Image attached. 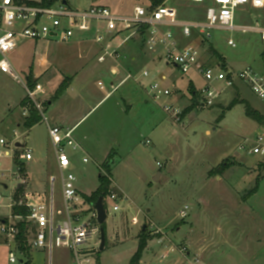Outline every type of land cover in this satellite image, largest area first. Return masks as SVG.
Returning a JSON list of instances; mask_svg holds the SVG:
<instances>
[{"label":"rangeland","instance_id":"rangeland-1","mask_svg":"<svg viewBox=\"0 0 264 264\" xmlns=\"http://www.w3.org/2000/svg\"><path fill=\"white\" fill-rule=\"evenodd\" d=\"M68 3L73 10L84 11L91 6H100L118 14L131 13L136 6H150V0H68ZM171 6L178 10L181 22H206L205 5L174 2ZM247 8L248 11H236V26H263L264 5ZM85 37L93 43L92 37L87 35H83L81 40ZM199 39L196 33L190 38L179 37L186 47L195 46ZM142 40L136 38L130 41V45L142 50L147 59L132 74L139 79L140 86L131 81L114 92L89 114L82 127L91 130L96 120L101 119L103 126L100 134L104 132L107 141H115V144L103 145H113L115 149L109 154L113 161V185L119 192L113 190L119 195L120 200L116 202L119 210L114 211L113 204L107 203L106 243L104 249L100 250L99 240L97 262L94 264H130L144 228L150 241L142 264H195V260L201 264L200 254L204 256L202 264H264V170L260 168L264 159L248 155L251 144L248 147L245 143L264 132V126L247 116L246 107L264 115V103L250 88L239 82L244 103H241L243 100L237 95L235 86L224 90L214 107H201V93L207 85L203 77L194 71L179 76L176 69L167 66L164 61L155 71L150 62L152 55L143 49ZM229 41H233L236 47H231ZM57 42L55 39L24 40L8 55L21 79L25 81L31 74L36 85L40 84L46 90L43 97L49 101H55L63 83H69V79L67 81L65 78L60 85L55 86V65L73 53L77 55L81 50L78 46ZM207 47L225 61L227 71L238 72L248 67L259 71V67L264 64V42L256 32L211 31V37L201 45L200 51L204 63L213 67L217 74L220 69L215 66L221 64L220 60L212 50L204 52ZM62 56L65 59H61ZM43 58L47 61V69L42 70L43 74L36 78L31 72L36 68L35 65L42 66ZM145 67L150 74L148 78L142 76ZM162 75L168 78L163 86L173 92L167 104L175 105L177 101L181 108L179 123L174 120L173 113L166 114L159 104L147 96L146 89ZM110 80H102L104 88H98L96 81L89 84L88 92L94 97L87 102L86 112L96 107L93 101L95 97L96 101H100L105 92H110ZM192 89L197 97L192 96ZM219 89H223V85ZM134 93L138 99L129 97ZM26 98L22 84L0 72V140L12 139L15 132L20 135V145L30 149L34 155L33 161L20 160L27 166L30 178H35V186L30 184L27 190L30 193L45 191L49 194L50 185L43 184V179L59 176L56 157L45 122L41 121L33 130L31 138H28L29 131L22 122V103ZM234 101H237V105L228 110ZM29 106L27 104L26 107ZM49 107L46 103L43 106L47 119L50 116ZM17 152L23 155V149ZM69 155L72 157L71 171L77 179L76 186L83 195H92L99 187L102 170H99L98 165L102 166L104 158H83L86 156L71 150ZM84 159L89 162L83 163ZM2 162L6 170L4 172L0 168V197L3 205L0 218H5L12 214L7 206L11 197H23L25 192H16L20 184L14 175L17 173L16 168L10 171L7 168L10 167L9 161ZM223 164H226V169L223 170V182L220 183L215 177ZM22 177L25 179L26 175ZM256 186V193L250 195ZM60 193L58 181V209L62 208ZM182 211L187 213L186 218L181 217ZM12 220L18 222L15 218ZM63 220L64 217L57 218L58 222ZM32 230L29 236L35 235L36 231L34 228ZM90 244L93 245L94 241ZM11 250L18 261L15 264H70L72 261L68 247L56 234L52 249L29 247L27 254H22L17 242L9 246L8 239L0 236V264H11Z\"/></svg>","mask_w":264,"mask_h":264},{"label":"built area","instance_id":"built-area-1","mask_svg":"<svg viewBox=\"0 0 264 264\" xmlns=\"http://www.w3.org/2000/svg\"><path fill=\"white\" fill-rule=\"evenodd\" d=\"M29 2L32 1L0 0V72L22 84L27 98L40 114L41 121L48 125L59 176L51 177L49 196L41 193H27L19 200L11 197L7 206L11 212L15 206H24L29 210L30 214L27 217L30 228L28 231L29 247L52 249L54 234H56L71 253L70 264H94L97 262L95 259L98 254L100 225L95 207L91 206L79 193L76 186L77 179L71 171L72 157L69 155V150L72 152L79 150V145L73 138V130L49 126L43 111L44 88L38 84L34 89H30L27 77L25 81L21 79L8 55L18 48L19 42L24 40L51 41L55 39L56 42L70 44L79 37L87 35L92 37V41L100 50L98 62L104 64L108 61H117L120 48L130 41L140 38L143 39V47L146 51L167 65L173 66L179 76L194 71L203 77L207 85L201 93V107H214L224 90L234 88L239 82L250 88L252 93L264 103V72L256 71L251 67L238 72L227 71L219 65L217 68L220 71L215 74L213 67L202 62L200 48L181 47L173 32V28L180 27L184 37L190 38L193 33H196L206 41L211 37V31L214 29L242 30L243 32L258 33L264 42V26L239 27L235 24L237 10L247 6L262 7L264 0H163L158 7L136 6L128 14H118L107 7L100 6H91L84 11L73 10L69 5L63 3L53 8L43 9L29 6ZM174 2L205 5L206 22L180 23L178 10L171 6ZM228 44L233 48L236 47L233 41H229ZM142 76L148 78L150 74L144 70ZM131 81L140 86L139 79L131 73H127L119 85L111 86V93L116 92L124 83ZM164 81H166V77L149 85L146 89L147 96L159 104L166 114L173 113L174 120L179 123L182 111L174 104H167V100L172 98L173 92L163 86ZM220 85H223L221 90L219 89ZM99 86L102 87L103 83H99ZM19 139L20 135L15 132L12 139L0 140V168L5 172V165L2 161H9L10 167L7 168L10 171H13L14 167L16 168L17 173L14 175L19 180V185L24 186L27 181L20 173L19 164H23L20 160L30 162L33 161L34 156L30 149L18 147ZM245 143L248 147L251 144L248 155L264 159V133L258 134L254 140H247ZM22 149L23 155L21 154L17 159L16 153ZM88 162V159H84V163ZM2 176L4 175L2 174ZM56 181H59L61 186V209H57L55 201ZM1 200L0 197V209L3 207ZM119 200V195L111 190L106 198V205L112 203L113 210L118 211L119 206L116 202ZM58 217H64L63 222H58ZM181 217L186 218L187 213L182 211ZM13 218L11 214L7 218V223L0 224V236L8 239L9 246L16 242V237L19 234L17 224L22 220L16 217L15 219L18 220L16 223L13 222ZM33 228L36 231L35 235L29 236L32 234ZM47 240L48 244H46ZM91 241H94L93 245L90 244ZM9 262L11 264L18 262L12 250L9 253ZM198 263L199 261L195 260V264Z\"/></svg>","mask_w":264,"mask_h":264},{"label":"crops","instance_id":"crops-1","mask_svg":"<svg viewBox=\"0 0 264 264\" xmlns=\"http://www.w3.org/2000/svg\"><path fill=\"white\" fill-rule=\"evenodd\" d=\"M38 2H40V1H38ZM250 7H252V6H250ZM248 9L249 8L245 7L243 9L241 8L240 10L248 11ZM178 17H179V12H178ZM235 18H236V16H235ZM179 22L184 23V22H181L180 20H179ZM259 26H261V25H259ZM173 32L175 34V38L177 39L179 45L181 47H186L179 40L180 35L183 36L182 29L180 27H176V28H173ZM81 38L82 37H79L78 39H76L72 43L68 44V45H75L76 47L78 46L81 49L80 51H78V54L75 55V53H73V55L68 56L67 59H65L62 56L61 59H65V60H61L58 62L59 63L58 65H55V86L60 85L61 82L65 78L67 80L69 79V85H68L66 91L59 97L55 96V101L44 100V97H43V100L45 103H48L47 105L50 106L48 109V110H50V116L48 118L49 126L50 127H57V128H61V129L73 130V138H74L76 144L79 145L78 152L83 154L84 156H86L83 158H87L88 156L89 157L90 156H95V157L101 156L104 158L102 163H101L103 165L106 162V160L108 159V157L110 155L109 153L112 152L113 150H115V149H113V145H110V146L109 145L104 146V145L115 144L114 143L115 141H107L104 138L105 137L104 132H102V135L100 134L101 133L100 130L103 126V120L101 121V119L96 120L94 128L91 130L82 129V127L85 123V120L89 116V114L93 110H95L98 106L103 104V102L107 101L108 98H110L112 96L113 93H111V86L113 84L115 86L119 85V83H121L124 80L127 73L133 74V72L138 70L139 64L142 63L143 61L147 60V59L143 56V54L141 52L142 50L139 51V49H137V47L131 46L130 45L131 43L129 42V43H126L125 45H123L120 48V50L118 51L119 57H118L117 61H115V62L108 61L104 64H101L98 62V56H99V52H100L99 48L94 44V42L92 43L91 41H88L89 39H87L86 37H85L86 39H82V40H81ZM184 38H186V37H184ZM85 41H87L89 43L84 44ZM205 43H206V41L199 39V43L194 44L195 45L194 47L200 48L201 45H204ZM81 45L85 46V47L83 48V47H81ZM61 48L63 49L62 46H61ZM61 48H59V49H61ZM209 50H210V48L207 47L204 52H208ZM201 56H202V62L204 63L202 52H201ZM150 62H152V64L154 65L153 66L154 70L157 71V70H159L160 62H163V61L157 59L156 57H154L152 55ZM41 63H42V66L39 64L35 65L36 68H34L31 72V73H33V75L36 78H39L43 74L42 70L45 71L47 69L46 68L47 67L46 59L43 58ZM167 66H169V65H167ZM217 66H219V65H216L215 67H217ZM146 68L147 67H145V70H147ZM259 71L264 72V64L261 67H259ZM155 75H156V72L153 74V76H155ZM163 77H166V81L163 82V83H166L168 81V78L165 75H162L160 79H157V81L161 80ZM27 78H28V76H27ZM105 78H107L108 81L110 79H112V80H110V82H108V88L110 89V92H105V93L103 92L105 94V96H103V99H101L100 101H96L97 97H95L94 99H96V100H93V101L96 102V107H94L92 110H89L88 112H86L87 102L91 101V99L94 97L91 93L88 92L89 84L96 81L98 88H104L105 83L102 80ZM99 83H103V86L100 87ZM128 83H130V82L124 83L121 87H119V89L117 91L122 89ZM236 86H237L236 87V91H237L236 93H237V95L240 96L241 100H243V101H241V103L242 102L244 103L245 100L242 98L241 90H240L242 88V86H239V84ZM45 92H46V90H45ZM126 95H128V94L126 93ZM182 96H184V95H182ZM129 97L130 98L134 97V99H138L135 93ZM176 100H177V98H176ZM45 103L43 105H45ZM174 106L181 110L180 106L177 104V101L175 102ZM130 108H132V106ZM30 109H31L30 106H29V108L28 107L23 108L24 119L22 122L25 123L26 119L29 117ZM147 109H149V108H147ZM36 126L30 130L27 129L29 131L28 138H31L32 132L36 128ZM47 128H48V125H47ZM29 141H30L29 143L33 144V141H31V140H29ZM29 143H27V144H29ZM52 149H53V147H52ZM55 157H56V155H55ZM33 160H34V158H33ZM83 163H84V160H83ZM56 166H57V160H56ZM98 168H99V170L100 169L102 170V166L98 165ZM57 170H58V166H57ZM25 175H26L25 179L27 181V184L23 186V191L25 192V194H27V193H30L27 190V188H28V186H30V184L34 185L35 178L34 177H33V179L30 178L29 173L27 172V166L26 165H25ZM221 176L220 175L216 176L215 180L222 183L223 179ZM51 177H53V176H49V178L43 179L44 180L43 184H49L50 190H51V184H50ZM54 177L57 178V176H54ZM160 177L161 176H159V178ZM242 179H244V178H242ZM111 180H112L111 190H116L118 192V188L114 187V185H113L112 175H111ZM57 183H58V181H56V185H55V201L57 198V195H56ZM77 189L83 197H89V196L83 195L80 192V189L78 188V186H77ZM233 189L236 190V188H233ZM35 193L45 194L46 196H49V194H50V192H49V194H47L45 191H41V192L36 191L32 194H35ZM60 196H61V193H60ZM243 201H245V200L243 199ZM56 206H57V201H56ZM235 206L237 209H239V206L237 203L235 204ZM246 209H248V208H246ZM7 218H8V216L5 217L4 219H7ZM145 257L146 256H144V259H145ZM200 257H201V264H202L203 263V257H204L203 254H200ZM141 264H142V262H141Z\"/></svg>","mask_w":264,"mask_h":264},{"label":"trees","instance_id":"trees-1","mask_svg":"<svg viewBox=\"0 0 264 264\" xmlns=\"http://www.w3.org/2000/svg\"><path fill=\"white\" fill-rule=\"evenodd\" d=\"M64 2L68 3V0H40V2H29L28 5L32 7H37V8H43V9H49L53 8L59 4H62ZM163 0H150V6L152 8L158 7L161 5ZM210 50H212L210 48ZM212 52L217 56L216 52L212 50ZM217 58L220 60V65L223 69L226 68V63L225 61L218 57ZM68 81V80H67ZM66 83V82H65ZM63 83V85L60 87L58 91L57 97L61 96L67 89L69 83L66 85ZM27 84L30 89H34L36 86V81L33 80L31 74L27 78ZM191 94L193 97H197V94L195 90H191ZM27 104H30V115L26 119L24 123V127L28 130L32 129L36 125H38L41 122V116L40 114L35 110L33 104L31 101L26 98V100L22 103L23 108L27 106ZM48 104V103H46ZM235 105H237V101H234L228 108V110H231ZM246 114L249 118L257 122L259 125L264 126V115L259 114L258 112L254 111L251 109L249 106L246 107ZM223 117V116H222ZM221 117V118H222ZM18 153V152H17ZM16 153V154H17ZM20 156V154L18 153ZM17 161V160H16ZM21 170L20 173L21 175L25 176V165L24 164H19ZM113 166V161H112V156L110 155L108 157V161L102 165V172L99 175V187L98 189L89 197H84L86 201L93 207L96 206L97 202L102 198L105 206V210L107 211V205H106V198L109 195L111 191V185H112V180H111V167ZM226 164H223L219 172L217 173L218 175L223 174V170L226 168ZM260 168L264 170V164H260ZM258 187L256 186L251 192L249 193L250 195H254L257 191ZM23 191V186H21L20 189L17 188V193H22ZM248 198V197H247ZM20 197H16V200H19ZM30 212L29 210L24 207V206H15L12 209V216L14 218L19 217L22 220L17 224V227L19 229V234L16 237V242L18 244L19 250L22 252V254H27L29 253V244H28V231L30 230L28 222H27V217L29 216ZM7 223L8 220L4 218H0V224L2 223ZM104 230L106 229V223L103 225ZM147 231L143 229L142 235L139 238L138 242V248L135 253V255L132 257L130 264H141L143 255L145 251L147 250L148 243L150 241L149 237L146 236ZM26 264H30V262H27Z\"/></svg>","mask_w":264,"mask_h":264},{"label":"water","instance_id":"water-1","mask_svg":"<svg viewBox=\"0 0 264 264\" xmlns=\"http://www.w3.org/2000/svg\"><path fill=\"white\" fill-rule=\"evenodd\" d=\"M63 4L67 5V2H64ZM18 147L21 148L22 146L18 145ZM20 188H21V185L18 186V189H20ZM95 210H96L97 215H98V224L100 225V241H101L100 250H103L105 247V243H106V233H105V230L103 228V225L107 221V213H106L104 202H103L102 198L97 202V204L95 206Z\"/></svg>","mask_w":264,"mask_h":264}]
</instances>
